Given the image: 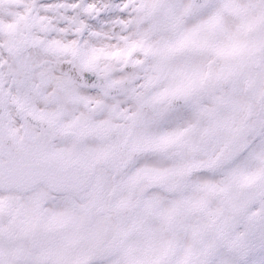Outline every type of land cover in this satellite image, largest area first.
I'll return each instance as SVG.
<instances>
[{"label": "snow or ice", "instance_id": "6c2138e0", "mask_svg": "<svg viewBox=\"0 0 264 264\" xmlns=\"http://www.w3.org/2000/svg\"><path fill=\"white\" fill-rule=\"evenodd\" d=\"M0 264H264V0H0Z\"/></svg>", "mask_w": 264, "mask_h": 264}]
</instances>
